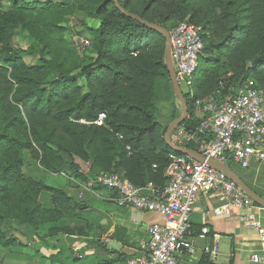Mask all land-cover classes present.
Instances as JSON below:
<instances>
[{
	"label": "trees",
	"instance_id": "trees-1",
	"mask_svg": "<svg viewBox=\"0 0 264 264\" xmlns=\"http://www.w3.org/2000/svg\"><path fill=\"white\" fill-rule=\"evenodd\" d=\"M201 1L211 14L205 25L216 29L204 41L199 62H214L197 69L193 97L184 93L188 115L180 125L190 129L199 122L192 112L195 98L218 89L233 95L250 75L262 84L256 87L264 96V62L252 65L264 56V0ZM118 2L144 20L166 22L168 31L177 25L169 20L172 14L183 19L189 13V21H200L195 0H173L171 13L157 20L146 13L156 0H146V10L140 12L129 7V0ZM63 6V12L80 9L99 21L97 28H88L96 56L79 59L73 75L55 63L57 43L47 37L61 30L48 20ZM42 21L52 23L48 30ZM25 29L37 35L41 46H14L13 36ZM164 42L163 35L122 14L113 0H0V247L21 245L14 232L34 239L46 226L48 234L84 235L77 213L83 200L45 184L41 177L49 172L66 173L69 182L72 178L93 187L103 172L118 173L136 186L167 183L168 154L180 153L166 145L167 126L159 121L158 103L177 101L164 64ZM221 53H227V62ZM24 55H36L41 63L27 65ZM221 59L233 71L227 81L220 78L228 72L217 64ZM75 76L83 78L87 91L82 92ZM99 112L106 116L102 125L80 123ZM186 147L196 149L193 143Z\"/></svg>",
	"mask_w": 264,
	"mask_h": 264
},
{
	"label": "built area",
	"instance_id": "built-area-1",
	"mask_svg": "<svg viewBox=\"0 0 264 264\" xmlns=\"http://www.w3.org/2000/svg\"><path fill=\"white\" fill-rule=\"evenodd\" d=\"M170 58L177 82L183 93L194 95V75L204 48L201 25L182 22L169 31ZM182 90V89H181ZM194 110L198 125L194 129L176 126L170 133L173 143L186 146L193 143L205 157L199 161L184 154H168L162 187L152 183L136 186L115 172H103L96 177L98 185L113 191L118 206H129L138 212L153 213L160 219L147 226V238L139 245L138 254L125 259L124 264H178L179 257L192 248L191 214L199 194L216 193L222 203L213 208L215 215H228L232 208L240 209L241 223L253 227L264 240V227L254 212L255 202L226 174L210 166L213 160L224 165L247 168L251 163L264 164V96L252 80L246 79L233 95L195 98ZM105 113L99 112L83 124L102 125ZM121 138V136H119ZM128 149V147H127ZM75 182L72 178L70 179ZM79 197L92 190L77 183ZM207 228L197 235L203 236ZM76 249V248H75ZM214 253V251H213ZM255 262H264L255 255Z\"/></svg>",
	"mask_w": 264,
	"mask_h": 264
},
{
	"label": "crops",
	"instance_id": "crops-1",
	"mask_svg": "<svg viewBox=\"0 0 264 264\" xmlns=\"http://www.w3.org/2000/svg\"><path fill=\"white\" fill-rule=\"evenodd\" d=\"M229 167L255 194L257 191L264 196V164ZM88 187L92 192L84 191L82 209L77 211L84 235L48 234L42 227L34 239L25 236L26 244L19 241L18 247L10 246V261V252L4 250L0 264H124L125 259L137 255L141 241L147 238V226L160 218L129 206H118L115 193L103 186ZM64 189L71 196L79 195L76 181L71 180ZM221 203L216 193L199 194L191 214L195 233L192 248L181 254L178 264H264L253 260L258 255L264 261V240L253 227L239 221L240 209L232 208L228 215H215L213 208ZM254 212L264 227V208L256 206ZM203 227L207 228L206 234L197 235ZM60 251L62 260L57 257ZM16 255L21 260H14Z\"/></svg>",
	"mask_w": 264,
	"mask_h": 264
},
{
	"label": "rangeland",
	"instance_id": "rangeland-1",
	"mask_svg": "<svg viewBox=\"0 0 264 264\" xmlns=\"http://www.w3.org/2000/svg\"><path fill=\"white\" fill-rule=\"evenodd\" d=\"M27 2L31 3L33 0H26ZM41 1H50L52 3L60 4L62 3L63 0H41ZM66 1V0H65ZM68 3L74 2V0H67ZM146 0H129V7L136 11L140 12L143 10H146L145 6ZM173 0H156L155 4H152L149 7V10L146 11V13L150 14V17L157 20L159 16H164L167 15L168 13H171V10L173 8V5L171 6V3ZM195 2L199 5V22L195 23L192 21H189L190 14H186V16L183 19H180L176 15H170L169 20H176L177 25L182 23V22H190L194 24L201 25L203 30L205 31V35L203 40L206 42L208 39L209 34L213 35L214 37V30L216 27L211 24L205 25V22L209 23V20L211 19V14L210 12L206 11L207 6L206 2H202L201 0H195ZM64 8L61 7V11H56L53 13L48 21L53 22L56 24L58 27L61 28L60 31L57 30V33H55V36L53 33H50V36H47L49 40L52 42H56V48L53 49V53L55 54V63L58 64L61 62L62 68L64 70H67L71 75L76 74V72L79 70L77 69V61L79 59L84 58V56L90 55L92 57H95L96 55L92 51V36L90 35L88 28H97L99 26V21L88 16L85 11L76 9L74 11H62ZM44 22L42 21V26L45 30V28L48 30V28L52 25L50 22ZM169 22V21H168ZM45 24H48L47 26ZM167 23L163 24L164 27H167ZM216 37L222 35L220 33H215ZM216 39V38H213ZM13 44L15 47L19 48H25L28 46H41L37 35L32 31V30H21L17 31L15 35L13 36ZM59 48V49H58ZM116 49V46H115ZM113 54V53H111ZM222 59H225V62H227V53H221ZM48 57V56H47ZM215 55L212 56L211 59H214ZM222 59L217 62L218 65H222L223 68H225L228 72L224 73L221 75L222 80H226L229 76H232V69H228V66L224 64H221ZM22 60L24 63L27 65H39L41 61L39 60L38 56L36 55H24L22 56ZM211 62L214 61H208L205 60L204 62H199V67L198 68H203L206 65L207 67H212ZM229 65H232V62L229 61ZM248 80H252L254 84L256 85L259 84L262 86V84L252 75H250ZM74 82L81 88L82 92L87 91V85L85 81L83 80L82 77H73ZM224 86V82H223ZM48 87H46L47 89ZM181 89L183 91L184 86L181 84ZM262 89V87H261ZM263 91V89H262ZM264 93V91H263ZM216 98H226L220 90H216L215 92H212L211 95H214ZM177 99V98H176ZM158 107L161 111V117L159 118V121L164 125L167 126L172 120H174L177 116H179L182 113V108L181 105L179 104L178 100L175 101V103H172L171 101L168 102H159ZM193 115L197 118L198 113L194 110H192ZM232 168L236 169V165L232 164ZM27 171V170H26ZM41 177V176H40ZM43 182L49 186L56 187V188H64L65 186L69 185L68 181V175L66 173H50L45 175L44 177H41ZM104 188V187H102ZM78 213V212H77ZM79 214V213H78ZM80 215V214H79ZM66 219V218H65ZM72 220H75V218H71ZM70 220V222H73ZM61 222V221H60ZM60 222H55V225H58ZM44 229L47 230V226L43 227ZM15 233V232H14ZM18 247V244L16 243L12 247ZM8 250L10 254L8 255L9 261L11 257V252L10 251V246L9 247H0V260L2 261L4 257H2V254L5 252L4 250ZM17 252L16 250H14ZM5 254H8L7 252ZM13 260V259H12ZM14 260H21V257H18L17 255L14 257Z\"/></svg>",
	"mask_w": 264,
	"mask_h": 264
},
{
	"label": "water",
	"instance_id": "water-1",
	"mask_svg": "<svg viewBox=\"0 0 264 264\" xmlns=\"http://www.w3.org/2000/svg\"><path fill=\"white\" fill-rule=\"evenodd\" d=\"M115 3L116 8L125 16L133 18L135 20H137L138 22H140L141 24L149 27L152 30L157 31L158 33H160L161 35H163L165 42H164V64L166 66V69L168 71V76L171 82V86H172V90H173V94L174 96L177 98L179 104L181 105L182 108V113L176 117L174 120H172L166 127L165 133H164V141L166 143V145L173 151L179 152L180 154H184L187 155L191 158H194L196 160L199 161H204L205 157L203 155H201L196 149L193 148H189L186 146H180L177 145L175 143H173L170 139V133L171 131L178 126L183 120L186 119L187 115H188V108H187V104H186V100L184 98V93L182 92L176 76H175V72H174V68L172 65V61L170 58V35H169V31L167 28H165L164 26L155 23V22H150L147 20H144L143 18H141L140 16L131 13L129 11H127L126 9H124L120 3L118 2V0H113ZM259 62H264V56H259L257 57L253 62L252 65L256 66ZM207 163L212 166L215 167L221 171H223L226 176L232 180L233 182L237 183L244 191L245 193L258 205L264 208V199L260 198L257 194H255V192L248 187L237 175L236 173L227 165H224L220 162L217 161H213V160H208ZM14 236L18 239V241H20L23 244H26L27 242V238L22 235L19 232H15Z\"/></svg>",
	"mask_w": 264,
	"mask_h": 264
}]
</instances>
